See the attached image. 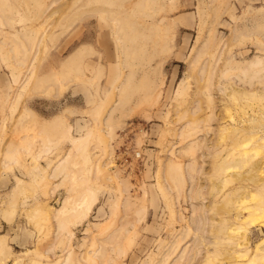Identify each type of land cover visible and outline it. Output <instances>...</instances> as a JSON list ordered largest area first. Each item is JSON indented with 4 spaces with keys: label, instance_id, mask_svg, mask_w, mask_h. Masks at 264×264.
<instances>
[{
    "label": "rangeland",
    "instance_id": "obj_1",
    "mask_svg": "<svg viewBox=\"0 0 264 264\" xmlns=\"http://www.w3.org/2000/svg\"><path fill=\"white\" fill-rule=\"evenodd\" d=\"M257 56L264 0H0V264H264Z\"/></svg>",
    "mask_w": 264,
    "mask_h": 264
},
{
    "label": "bare ground",
    "instance_id": "obj_2",
    "mask_svg": "<svg viewBox=\"0 0 264 264\" xmlns=\"http://www.w3.org/2000/svg\"><path fill=\"white\" fill-rule=\"evenodd\" d=\"M79 54V52L77 53H73L71 55H69L67 57V63H69L71 60H73L74 58H76V56ZM250 66H258L259 70L262 71L264 70V59H262L260 56H257L254 60H251L250 63H248ZM262 89V88H261ZM77 140H79V138H75ZM138 155V154H136ZM95 204V199H91L89 201H85L82 203V205L79 206V213H81L83 215V217H85L89 212L90 209L92 208V206ZM68 203H66V201L64 200L62 202V204L59 205L58 208H56V211H59L60 214H62V212H65L68 210ZM80 214V215H81ZM1 236V235H0ZM3 237H0V239Z\"/></svg>",
    "mask_w": 264,
    "mask_h": 264
}]
</instances>
